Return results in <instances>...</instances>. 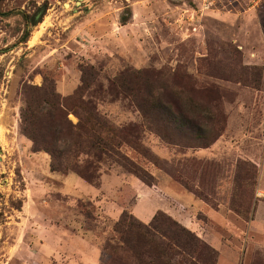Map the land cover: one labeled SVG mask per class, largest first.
<instances>
[{
	"label": "rangeland",
	"instance_id": "obj_1",
	"mask_svg": "<svg viewBox=\"0 0 264 264\" xmlns=\"http://www.w3.org/2000/svg\"><path fill=\"white\" fill-rule=\"evenodd\" d=\"M43 78L62 101L82 87L114 124L139 125V147L120 150L148 182L111 159L93 183L51 171L20 131L23 87ZM137 90L180 127L146 123ZM124 211L166 213L215 249L212 264H264V0H0V264H111L103 245Z\"/></svg>",
	"mask_w": 264,
	"mask_h": 264
},
{
	"label": "trees",
	"instance_id": "obj_2",
	"mask_svg": "<svg viewBox=\"0 0 264 264\" xmlns=\"http://www.w3.org/2000/svg\"><path fill=\"white\" fill-rule=\"evenodd\" d=\"M28 33L25 29L21 41H26ZM86 69L81 68L82 85ZM83 90L80 87L76 94L62 101L54 92V84L46 78L39 86L23 87L20 131L31 140L32 149L49 155L51 171L74 172L90 183L95 181L98 163L105 159L114 160L148 182L146 172L120 150L122 144L139 147V125L114 124L98 110L95 95ZM130 95L137 100V109L146 123L173 127L176 123L180 127L182 113L165 104L161 97H154L152 91L137 90ZM68 113L74 114L77 122H71ZM113 232L103 245L111 264H212L216 254L194 231L162 211H157L147 223L124 211L114 223Z\"/></svg>",
	"mask_w": 264,
	"mask_h": 264
},
{
	"label": "crops",
	"instance_id": "obj_3",
	"mask_svg": "<svg viewBox=\"0 0 264 264\" xmlns=\"http://www.w3.org/2000/svg\"><path fill=\"white\" fill-rule=\"evenodd\" d=\"M200 202V201H199ZM202 207H204L203 203H200ZM205 208V207H204ZM207 215L212 218L218 220V222H222L221 218H224L222 214H219L218 212H215L214 210L207 211Z\"/></svg>",
	"mask_w": 264,
	"mask_h": 264
}]
</instances>
